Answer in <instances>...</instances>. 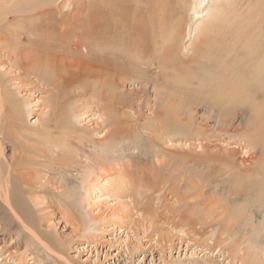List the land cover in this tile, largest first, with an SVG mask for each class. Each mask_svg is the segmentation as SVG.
Returning <instances> with one entry per match:
<instances>
[{"label":"rangeland","instance_id":"obj_1","mask_svg":"<svg viewBox=\"0 0 264 264\" xmlns=\"http://www.w3.org/2000/svg\"><path fill=\"white\" fill-rule=\"evenodd\" d=\"M42 1L47 3V0H24L21 6L27 7L25 10L10 13L6 18L0 17L6 19V25L12 28L20 23L27 28L38 26L37 21L40 19L42 22L47 17L55 19L56 14L48 10L51 6L43 5ZM66 1L58 0L57 4L63 5ZM92 1L71 0L73 14L82 20L88 18V15L83 14H87ZM257 7L264 11L263 3ZM0 25L3 22L0 21ZM23 33V38L30 42L24 43L25 49L21 53L35 52L38 47L31 42H35V39L27 35L26 30ZM6 35L10 37L9 32ZM73 40L81 45L84 42V39L75 37ZM41 50L47 53V48ZM78 50L72 49L68 62L75 63V58L79 60ZM6 57L7 52L0 50V63L6 62L3 61L7 60ZM224 57V52L214 54L216 61H223L225 66ZM150 59L144 68L146 73L152 75L140 78L138 72L143 73L142 68L124 64L126 79L116 78L114 86L117 88L120 84L123 89L118 93L131 91L135 93L133 97L136 99H133L134 106L130 109L119 107L121 117L117 118L122 122L121 134L112 136L109 132L111 126L105 123L111 120L110 117H99L88 108L87 111L81 110L79 117H73L77 133L67 138L61 149L55 147L59 152L65 150L60 153L69 158V165H55L53 169H48L43 184L39 181V206L29 200L35 212L30 214L27 221L34 231L25 233L14 223L11 224L12 228L6 223L7 228L4 229L0 221V264H264V205L254 189H248L249 193L245 192L239 198L232 196L231 192L239 177L246 178L247 174L257 172L264 162V143L255 148L244 135H251L252 130L264 134V121L259 120L262 116L257 117L264 115V111L257 115L260 110H264V104L257 102L262 107L257 108L256 103L255 106L245 105V98L234 100L223 120V111L212 113L204 104L207 91H188L181 84L180 91H176L181 98L176 97L178 100L175 102L182 107L184 116L177 117L176 121L181 125L192 121L193 127L181 129L183 136L173 131L177 128L173 127L174 122L170 129L165 127L164 131L160 130L157 117H152L155 115L151 107L159 105L161 98L170 101L167 99L169 94L173 95L171 89L176 90L173 84L178 81L172 77L174 80H170L171 84H167L169 87H165L170 92L164 90V82L158 79L154 71L159 61L156 57L155 62ZM227 60L232 59L229 57ZM6 63L0 67V77L5 83L11 80L13 89L21 93L27 124L43 131L48 122L54 119L49 114L52 111V99L58 90L51 91L44 80L39 81L34 76V72L39 73L35 69L18 68L10 60ZM235 64L228 65L233 71L227 68L223 72L226 79H229V73L235 77ZM76 69L72 67L68 71L76 73ZM2 70L8 74L1 75ZM202 72L206 76H203V81L209 80V72ZM194 86L189 87H198ZM80 89L68 88L63 101L66 110H76L77 106L91 101L93 85L87 86L88 94L74 97L81 92ZM157 92L160 93L159 97ZM190 100L194 104L188 107ZM147 101H150V105ZM6 118L5 114L0 117L1 127L6 125ZM61 129V126L56 125L55 133ZM6 143L5 159L11 160L15 146L8 140ZM198 153L201 156L197 157ZM220 153L224 155L223 158L231 156L229 160L233 162L234 172L226 168L228 175H225L227 172L224 168L227 165L223 162L221 164L214 160L212 165L204 161L212 154L218 159L222 157ZM185 158L188 159L185 161ZM247 168L253 170L245 171ZM234 173L237 174L236 178ZM254 180L257 186L258 179ZM21 197L27 201L28 196ZM225 199L230 200L226 211ZM244 200L250 205L249 212L238 217L239 223L230 227L232 208L245 204ZM40 208L43 210L38 211Z\"/></svg>","mask_w":264,"mask_h":264},{"label":"bare ground","instance_id":"obj_2","mask_svg":"<svg viewBox=\"0 0 264 264\" xmlns=\"http://www.w3.org/2000/svg\"><path fill=\"white\" fill-rule=\"evenodd\" d=\"M23 1L0 0V16L5 17L10 13L25 10L27 7L21 6ZM70 1L67 0L63 5L57 4L58 0H47V3L42 1L43 5L51 6L48 7V10L54 12L57 18L52 20L47 17V19H41L42 22L39 19L38 26L31 25L27 28L20 23V25H14V29L6 25L4 22L6 19L0 17V21L3 22V25H0V50L7 52V60L3 61L10 60L21 69H35L39 73L34 72V76L39 81L44 80L47 88L51 91L58 90L52 99V111L49 114V117H54V119L51 120L52 122H48L43 131H38L25 121L27 114L24 99L18 90L13 89L14 83L12 84L11 80H9L11 84L5 83L0 77V117L5 114L8 118L7 121L5 120L4 127H1L0 124V135H3L2 138L0 137V221L4 224V229L7 228V224L12 228L11 224L14 223L21 227L25 233L34 231L27 221L30 214L35 212L32 211L29 200L33 205L39 206L37 193L39 181L41 180L40 184H43L42 180L46 179L48 169H53L55 165H69V158H65L66 156L60 153L65 150L62 149L59 152L55 147L61 149L66 139L77 133L78 129L73 117H79L81 110L90 109L99 117H110V123L108 120L105 121L112 128L109 132L112 136L115 133H120L122 122L120 118H117L121 117L119 115L120 106L130 109L136 100L133 97L135 93L131 91L118 93L122 89L119 82H117L119 84L117 88L114 86L118 76L120 80L126 79L127 72H124V64L130 65L132 68H142L143 73L138 72V75L143 78L153 74L146 73L144 67L149 58L155 62L154 58L156 57L159 64L154 71L157 72L158 79L164 82V90H167L165 87L168 86L170 80H174L172 77L177 79L178 83L174 82L173 84L172 82L176 90L171 89V92L169 89L167 90L173 93V95L167 93L169 94L167 100L170 101H164L161 98L159 105L155 104L156 106L151 107L155 115L152 117H157L158 127L163 131L165 127L170 129L172 122H174L173 127H177L173 131L182 134V136L184 134L181 129L193 127L192 121L185 125L176 121L177 117L184 116L182 107L179 106L180 104L176 105L175 102L176 97L181 98L180 94L176 93L182 88L181 84L188 91L193 92L196 89L207 91V94L209 92V96L206 94L207 100H203V102L212 113L215 111L219 114L223 111V115L220 114L223 120L226 117L224 114L229 110L230 104L234 100L245 98V105L255 106L257 104V108L261 106L257 102L264 104V11L257 7L258 4H264V0L248 2L246 0H93L91 6L87 5L90 7L87 14H83L88 15L85 20L77 17L75 13L73 14L74 7ZM42 12L44 11L42 10ZM78 16L82 15L78 14ZM25 30L27 35H31L35 39V42H31L38 48L35 52L27 51L22 54L21 51L25 49L24 43L30 42L23 38ZM6 32H9L10 37L6 35ZM73 37L84 39L83 44L73 42ZM41 47L47 48V53H43ZM72 49H79V60L75 58V63L67 61V59L70 60V54L73 53ZM217 52L225 53L224 60L227 63L225 66L223 61H216L214 58V54ZM229 57L232 60H227ZM242 60L243 62L240 63ZM3 63H0V67H3ZM234 64L236 67L239 66L238 69L235 67L236 78L229 73V79H226L223 72L229 68L228 65ZM72 67L78 69H76V73L68 71V68ZM36 68L38 69L36 70ZM229 69L232 70V68ZM202 71L209 72L211 76H209V80L203 81L206 76ZM2 72L3 76L8 74L6 70H2ZM179 77L182 78L179 79ZM89 85H93L91 101L77 106L76 110H66L63 101H65L64 97L67 95L65 93L68 92V88H81V92L74 95V97H80L89 93V89H87ZM194 85L198 87H189ZM241 87L242 89H240ZM157 94L159 97L160 93L157 92ZM119 101H122L121 104L118 103ZM147 104L150 105V101H147ZM174 104L176 105L175 111L173 110ZM193 104L194 101L190 100L188 107ZM260 111L257 115L263 114L264 110ZM71 112L74 114L73 116ZM260 116L264 115L257 117ZM262 117L259 120L264 121ZM56 125L62 128L57 133H55ZM252 131L251 135L248 136L246 133L244 135L256 148L264 143V134L258 130ZM185 138L187 139V137ZM7 140L15 146V154L11 160L5 159ZM221 151L224 152L222 149ZM212 155L209 156L216 158ZM220 155L222 154L220 153ZM198 156L201 154L198 153ZM209 156L204 161L211 162L212 165L214 160L221 164L223 162L227 165L224 170L227 168L233 171L232 166L234 165L231 164L232 161L230 162L231 156L223 158L224 155H222L218 159H211ZM187 159L185 158V161ZM235 162H237L236 159ZM246 165L247 163L244 166ZM250 169L247 168L245 171H250ZM219 170L222 171L220 168ZM237 171L239 172V170ZM259 171L261 172L258 173ZM226 172H224L225 175H228V171ZM255 172L247 174L246 178L239 177L236 184L234 183L235 185L231 182L234 186L231 191L233 192L232 196L239 198L245 192L249 193L248 189L249 191L254 189V192H258V197H256L264 205V162L261 168ZM233 175L236 178L237 174ZM254 177L258 179L257 186H255ZM49 181L48 183L51 182ZM22 195L28 196L27 201L21 197ZM229 203L230 200L225 199L224 211L227 210ZM246 203L232 208L230 227L239 223L238 217L249 212L250 205L248 206ZM252 203L251 201L250 204ZM42 210L38 209V211ZM224 214L227 217L226 212Z\"/></svg>","mask_w":264,"mask_h":264}]
</instances>
